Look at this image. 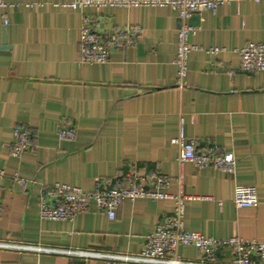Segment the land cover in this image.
<instances>
[{
    "label": "crops",
    "instance_id": "0c3cea01",
    "mask_svg": "<svg viewBox=\"0 0 264 264\" xmlns=\"http://www.w3.org/2000/svg\"><path fill=\"white\" fill-rule=\"evenodd\" d=\"M3 1L20 7L0 9V242L36 249H0V264H104L39 248L140 253L175 199L123 201L114 220L95 203L73 222L39 216L40 199L56 185L93 192L99 181L126 185L134 172L170 178L166 193L188 198V231L264 242V72H241L237 52L264 43V0H225L217 13L192 17L199 31L189 39L195 50L182 88L175 62L182 21L169 7L74 11L54 4L75 0ZM84 11L98 17V30L134 29L133 44L113 48L106 64L81 63ZM181 117L198 151L234 153V175L179 164L171 140ZM60 123L76 130L75 140L58 138ZM15 129L32 136L20 158L12 156ZM238 186L255 187L258 205L237 208ZM181 254L201 259L195 248Z\"/></svg>",
    "mask_w": 264,
    "mask_h": 264
},
{
    "label": "built area",
    "instance_id": "2783aa9c",
    "mask_svg": "<svg viewBox=\"0 0 264 264\" xmlns=\"http://www.w3.org/2000/svg\"><path fill=\"white\" fill-rule=\"evenodd\" d=\"M225 0H75L55 3V7L74 11L93 8L97 11L116 8L169 7L177 11L182 27L179 30L177 84L185 86L188 74L189 55L195 48L190 44L191 36L196 35L198 27L189 21L196 13H217ZM32 4L26 3V7ZM20 7L18 3H7L0 0V9ZM98 17L83 12L80 25V62L83 64H106L110 60V52L116 47L131 46L135 40L134 29L127 28L110 34L96 28ZM9 21L5 19V25ZM209 53L217 54L218 48H211ZM241 62L240 71L243 73L264 72V43H249L237 51ZM57 135L60 140L73 141L77 137L76 130L63 123L58 124ZM31 133L26 129H15L13 133L12 156L20 158L31 149ZM171 144L178 148V162L182 166L192 163L197 168L214 167L226 174L234 175L236 158L234 153H220L216 146L198 151V142L186 135V123L183 117L179 120L177 137ZM1 176H5L0 171ZM180 182L183 175L180 176ZM27 181L22 180L21 185ZM170 178L162 173H131L126 185L113 186L111 183L99 181L93 192H84L80 188L66 185H56L39 201V216L49 221L73 222L79 215L88 212L89 205L95 203L98 211L106 213L111 220L116 218L117 211L123 201L149 199L163 201L175 199L176 208L170 215L161 218L151 231L147 241L138 254L111 255L102 252L83 250L54 251L37 249L38 251L57 252L83 261L99 260L104 264H260L264 261V242L245 241L238 238L219 240L188 231L185 227V202L188 199L182 192L177 196L166 193L170 187ZM259 203L257 189L253 186H238L235 191L234 204L237 208H251ZM1 213V205H0ZM195 248L201 254L199 260H187L181 250ZM0 249H36L23 245H11L0 242ZM226 251L229 253H220Z\"/></svg>",
    "mask_w": 264,
    "mask_h": 264
},
{
    "label": "water",
    "instance_id": "95a60500",
    "mask_svg": "<svg viewBox=\"0 0 264 264\" xmlns=\"http://www.w3.org/2000/svg\"><path fill=\"white\" fill-rule=\"evenodd\" d=\"M6 48H8V45H7V34H6V31H4V34H3V50H5Z\"/></svg>",
    "mask_w": 264,
    "mask_h": 264
}]
</instances>
